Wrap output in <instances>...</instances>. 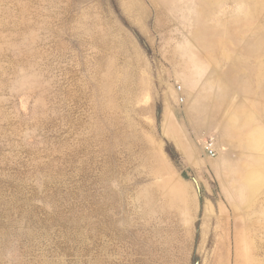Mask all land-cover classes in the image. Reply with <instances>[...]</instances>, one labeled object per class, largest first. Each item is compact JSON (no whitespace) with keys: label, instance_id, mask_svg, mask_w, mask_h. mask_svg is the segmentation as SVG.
I'll list each match as a JSON object with an SVG mask.
<instances>
[{"label":"rangeland","instance_id":"374dc122","mask_svg":"<svg viewBox=\"0 0 264 264\" xmlns=\"http://www.w3.org/2000/svg\"><path fill=\"white\" fill-rule=\"evenodd\" d=\"M0 264H264V0H0Z\"/></svg>","mask_w":264,"mask_h":264},{"label":"trees","instance_id":"16d2710c","mask_svg":"<svg viewBox=\"0 0 264 264\" xmlns=\"http://www.w3.org/2000/svg\"><path fill=\"white\" fill-rule=\"evenodd\" d=\"M165 151L168 154L171 161L174 163V165L179 169L180 174L183 177H187V173L185 172L184 167H182V161L180 155L172 142H169L167 140L165 141ZM200 202H202L201 197H200Z\"/></svg>","mask_w":264,"mask_h":264},{"label":"built area","instance_id":"2783aa9c","mask_svg":"<svg viewBox=\"0 0 264 264\" xmlns=\"http://www.w3.org/2000/svg\"><path fill=\"white\" fill-rule=\"evenodd\" d=\"M204 148L209 155H211V156L215 155L214 143L211 139H209L205 142Z\"/></svg>","mask_w":264,"mask_h":264},{"label":"crops","instance_id":"0c3cea01","mask_svg":"<svg viewBox=\"0 0 264 264\" xmlns=\"http://www.w3.org/2000/svg\"><path fill=\"white\" fill-rule=\"evenodd\" d=\"M175 146V145H174Z\"/></svg>","mask_w":264,"mask_h":264}]
</instances>
